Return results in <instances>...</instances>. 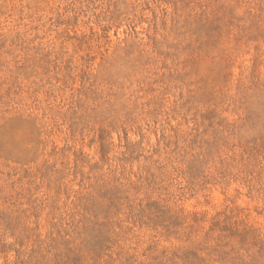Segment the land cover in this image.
Returning <instances> with one entry per match:
<instances>
[{"label": "rangeland", "instance_id": "rangeland-1", "mask_svg": "<svg viewBox=\"0 0 264 264\" xmlns=\"http://www.w3.org/2000/svg\"><path fill=\"white\" fill-rule=\"evenodd\" d=\"M0 264H264V0H0Z\"/></svg>", "mask_w": 264, "mask_h": 264}]
</instances>
